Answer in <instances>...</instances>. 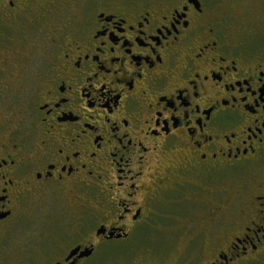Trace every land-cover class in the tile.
I'll list each match as a JSON object with an SVG mask.
<instances>
[{"label":"flooded vegetation","instance_id":"af4514ba","mask_svg":"<svg viewBox=\"0 0 264 264\" xmlns=\"http://www.w3.org/2000/svg\"><path fill=\"white\" fill-rule=\"evenodd\" d=\"M262 255L264 0H0V264Z\"/></svg>","mask_w":264,"mask_h":264},{"label":"rangeland","instance_id":"374dc122","mask_svg":"<svg viewBox=\"0 0 264 264\" xmlns=\"http://www.w3.org/2000/svg\"><path fill=\"white\" fill-rule=\"evenodd\" d=\"M237 186V181L234 177L229 176L227 177V179H225L223 181V187H220L218 184L215 186L217 189H226L229 193H231L235 187ZM167 238V234L165 233L164 235ZM161 233L156 234V237L158 238L157 240H160V244L157 248V251L160 252L159 255L165 256L167 255L168 252L170 253H174L173 256L171 257V259L173 260L174 258H176L180 253L181 250L183 249V245L182 242L180 241H175L173 243H171V240H168L164 237ZM166 239V240H165ZM164 240V244L161 243V241ZM172 247H174V249H172ZM245 262L243 261H239L238 264H244ZM248 264H264V255L262 256H256L254 257V260H252L251 262H249Z\"/></svg>","mask_w":264,"mask_h":264}]
</instances>
